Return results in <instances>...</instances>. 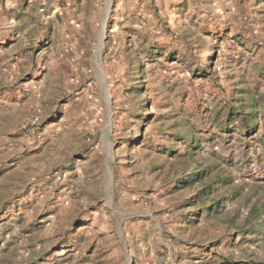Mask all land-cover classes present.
<instances>
[{
  "label": "rangeland",
  "instance_id": "1",
  "mask_svg": "<svg viewBox=\"0 0 264 264\" xmlns=\"http://www.w3.org/2000/svg\"><path fill=\"white\" fill-rule=\"evenodd\" d=\"M106 2L0 0V264H264V0H111L99 75Z\"/></svg>",
  "mask_w": 264,
  "mask_h": 264
},
{
  "label": "bare ground",
  "instance_id": "2",
  "mask_svg": "<svg viewBox=\"0 0 264 264\" xmlns=\"http://www.w3.org/2000/svg\"><path fill=\"white\" fill-rule=\"evenodd\" d=\"M110 4H111V0H107L106 5H105V8H104V11H103V17H102V21H101V29H100V33H99L98 44L96 46V53H95V56H94L96 68L98 69V72H100L99 75L101 74L100 54H101V50H102V47H103V40L105 38L104 36H105V29H106V20H105L106 18L105 17H106V15L108 13ZM101 78H102L101 79L102 90H103V93H104L105 102H106L107 107H108V117H109V115H110V112H109V96H108L109 94H108L107 87L105 85V81H104L103 76ZM107 186H110V183L109 182H108ZM108 195H109V193H108Z\"/></svg>",
  "mask_w": 264,
  "mask_h": 264
},
{
  "label": "crops",
  "instance_id": "3",
  "mask_svg": "<svg viewBox=\"0 0 264 264\" xmlns=\"http://www.w3.org/2000/svg\"><path fill=\"white\" fill-rule=\"evenodd\" d=\"M203 256H202V258H204L205 257V255H206V252H202L201 253ZM206 261H207V259H206ZM204 262L205 264H207V263H209V264H215V263H212V262Z\"/></svg>",
  "mask_w": 264,
  "mask_h": 264
}]
</instances>
